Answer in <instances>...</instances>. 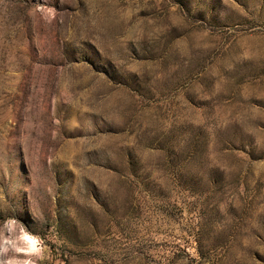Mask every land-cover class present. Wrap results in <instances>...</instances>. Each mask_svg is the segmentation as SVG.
<instances>
[{"label":"rangeland","instance_id":"374dc122","mask_svg":"<svg viewBox=\"0 0 264 264\" xmlns=\"http://www.w3.org/2000/svg\"><path fill=\"white\" fill-rule=\"evenodd\" d=\"M8 217L33 264H264V0H0Z\"/></svg>","mask_w":264,"mask_h":264},{"label":"clouds","instance_id":"9594fccd","mask_svg":"<svg viewBox=\"0 0 264 264\" xmlns=\"http://www.w3.org/2000/svg\"><path fill=\"white\" fill-rule=\"evenodd\" d=\"M12 252L15 255L0 260V264H33L29 257L43 259L44 245L40 235L27 230L14 217H8L0 221V253Z\"/></svg>","mask_w":264,"mask_h":264},{"label":"bare ground","instance_id":"6f19581e","mask_svg":"<svg viewBox=\"0 0 264 264\" xmlns=\"http://www.w3.org/2000/svg\"><path fill=\"white\" fill-rule=\"evenodd\" d=\"M15 256H16L17 258H23V257H21L19 254H15Z\"/></svg>","mask_w":264,"mask_h":264}]
</instances>
